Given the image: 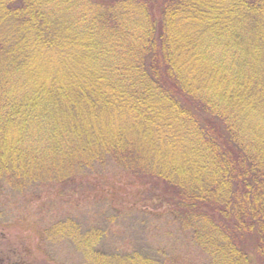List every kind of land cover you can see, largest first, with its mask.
Here are the masks:
<instances>
[{
    "label": "trees",
    "instance_id": "16d2710c",
    "mask_svg": "<svg viewBox=\"0 0 264 264\" xmlns=\"http://www.w3.org/2000/svg\"><path fill=\"white\" fill-rule=\"evenodd\" d=\"M41 199L100 222L0 264H165L117 245L133 212L174 264H264V0H0V225Z\"/></svg>",
    "mask_w": 264,
    "mask_h": 264
},
{
    "label": "rangeland",
    "instance_id": "374dc122",
    "mask_svg": "<svg viewBox=\"0 0 264 264\" xmlns=\"http://www.w3.org/2000/svg\"><path fill=\"white\" fill-rule=\"evenodd\" d=\"M135 191V188L131 189L129 191V195L125 197L124 200L127 202H133L136 197ZM87 202V200H83L81 202L53 204L47 203L44 199H41L34 201L29 206L23 202L20 206H17L15 201L11 200L9 209L12 210V216H16V218H20L22 220L16 224H9V226L0 225V248L2 246L4 251L17 252L18 255L23 256V258H30L31 261H41L44 256L38 247L39 236L36 231L43 224V221L41 220L42 216L52 214V216L58 217L61 215L62 211H71L76 213L77 210L84 207L82 208V211L87 215L82 217L84 221L87 223L100 222H95V213L97 209L91 210L90 212L89 210H86L88 208ZM40 212L42 213L40 214ZM106 219V217L103 218L102 222ZM27 222L29 223L26 224ZM105 223L110 228H113L114 233L121 236L117 245L123 247L124 250H131L134 247L142 248L140 246V243L142 242L146 249L154 252L151 254L157 256L156 258L164 261L165 264H174V257L183 255L181 249L178 247L173 248V242L168 240V238L172 237L169 235L171 230L165 229L168 234L164 237V240L161 241L162 232L148 231L151 225L147 224L145 222V218L142 215L137 214V212H133L128 216L126 215L117 219V223L115 225L109 222ZM105 223H102L104 228L106 227ZM162 226L164 227V225ZM114 241H116V239ZM164 242L166 244L165 247ZM156 246H159L158 253H156ZM170 248H173L171 252H167ZM160 250H165L166 252Z\"/></svg>",
    "mask_w": 264,
    "mask_h": 264
}]
</instances>
